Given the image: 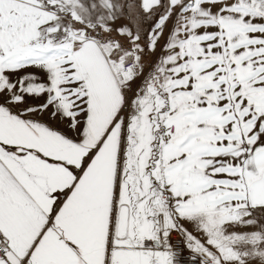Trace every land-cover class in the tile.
Returning a JSON list of instances; mask_svg holds the SVG:
<instances>
[{
	"label": "snow or ice",
	"instance_id": "obj_1",
	"mask_svg": "<svg viewBox=\"0 0 264 264\" xmlns=\"http://www.w3.org/2000/svg\"><path fill=\"white\" fill-rule=\"evenodd\" d=\"M0 264H264V0H0Z\"/></svg>",
	"mask_w": 264,
	"mask_h": 264
}]
</instances>
